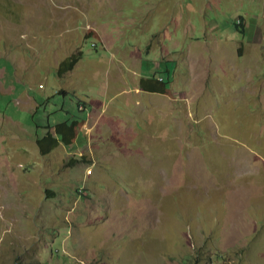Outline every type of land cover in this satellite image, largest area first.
<instances>
[{
	"label": "rangeland",
	"instance_id": "1",
	"mask_svg": "<svg viewBox=\"0 0 264 264\" xmlns=\"http://www.w3.org/2000/svg\"><path fill=\"white\" fill-rule=\"evenodd\" d=\"M263 55L264 0H0V264H264Z\"/></svg>",
	"mask_w": 264,
	"mask_h": 264
},
{
	"label": "trees",
	"instance_id": "2",
	"mask_svg": "<svg viewBox=\"0 0 264 264\" xmlns=\"http://www.w3.org/2000/svg\"><path fill=\"white\" fill-rule=\"evenodd\" d=\"M243 19L238 20L237 26H242L241 31L244 32L245 27H243ZM92 35V34H90ZM82 57V52L75 53L71 56H69L67 59L63 60L59 67L57 68V75L59 77H63L68 71H71L74 69L75 65L80 61ZM170 75V74H169ZM166 77H160V80L155 79L156 76H153V78H142L141 79V85L148 91L152 92H159V93H166L169 91V84L171 83V76ZM159 79V78H158ZM62 93H65L62 91ZM89 104L85 101L82 102L79 98L76 99V109L77 113H85V115H76V116H70L69 118L65 119L64 121H61L57 123L55 126L48 125L47 132L42 136H38L36 138V143L39 146V151L43 155H47L54 151L56 148H58L62 144L71 145L74 143L77 135V130L79 127V124L82 120H84L87 116V109ZM79 159L72 158L69 161V164H74L78 162Z\"/></svg>",
	"mask_w": 264,
	"mask_h": 264
},
{
	"label": "crops",
	"instance_id": "3",
	"mask_svg": "<svg viewBox=\"0 0 264 264\" xmlns=\"http://www.w3.org/2000/svg\"><path fill=\"white\" fill-rule=\"evenodd\" d=\"M105 1V0H104ZM99 5V4H98ZM101 6H105V2H103V3H100V5H99V7L101 8ZM50 8V9H52V7H60L62 10H63V7H64V5L62 4V3H55L54 5H50L48 2L47 3H45V4H43V8ZM107 9H108V5H107V7H106ZM13 20L14 21H16V23H17V25H21L20 23L23 21L21 18H19V16H17L16 18H13ZM25 21H23V25H25ZM47 23L48 24H53V28H55L53 31H54V34L51 36V34H50V32H48L47 34H46V40H47V44H50L51 43V40L53 39V40H56L57 39V37L58 38H60L61 36H62V30L61 29H63V27H61V25H60V22L59 21H50V20H48L47 21ZM17 25H15V26H17ZM52 28V27H51ZM91 32L89 33V34H92V36H94V37H96L97 39H99L100 41H102L101 40V36L99 35V33L97 32V31H95V30H90ZM17 32H19V31H17ZM14 34H16V35H20L17 39L19 40V41H21L22 40V42L23 43H25L27 46H29V43H26L25 41H24V39H27V37H28V35L26 34V33H19V34H17V33H14ZM13 34V35H14ZM59 42H61V41H59L58 40V42L57 41H55L54 42V44H53V48H51L52 49V52L51 53H49V55H53L54 56V58H56V55H57V44L59 43ZM59 44H62V43H59ZM49 48V47H48ZM13 55V56H12ZM12 55H9L8 56V58L9 59H16L19 55H20V51H18V50H16V49H14L13 48V53H12ZM262 61H264V55H263V57H262V59H261V61L260 62H262ZM57 62L58 61H56V67L58 68L59 67V65H60V63L62 62V61H59V63L57 64ZM19 68L21 67V68H25L26 67V64L24 63V64H21V63H19V66H18ZM55 67V68H56ZM57 68H56V70H57ZM262 68V67H261ZM14 70H15V73H17V68L14 66ZM169 72V71H168ZM258 74H260V73H258ZM12 77V78H11ZM11 79H13L14 80V75L13 74H11ZM155 79H157V80H160L161 78H155ZM250 80V81H249ZM263 82H262V86H264L263 84H264V76H263V78L261 79ZM260 80V81H261ZM248 84H251V86H249L250 88H252V91L253 92H255L256 91V89H257V87H258V83L260 82H258V83H251L252 82V80H251V78H248ZM14 82H15V80H14ZM260 84V83H259ZM249 87L247 88V90H249ZM10 90H15V86L14 85H12V83H11V85L8 87ZM140 88H141V90H143V91H147V92H149L148 90H146L144 87H142V85L140 86ZM262 89V87H258V90H261ZM262 90H264V88L262 89ZM22 99L23 100H25V102L27 103V104H29L30 103V96H29V94H26V95H23V97H22ZM31 104V103H30ZM89 108H90V106H88ZM89 112V111H88ZM87 112V113H88Z\"/></svg>",
	"mask_w": 264,
	"mask_h": 264
},
{
	"label": "built area",
	"instance_id": "4",
	"mask_svg": "<svg viewBox=\"0 0 264 264\" xmlns=\"http://www.w3.org/2000/svg\"><path fill=\"white\" fill-rule=\"evenodd\" d=\"M93 45H95V44H93Z\"/></svg>",
	"mask_w": 264,
	"mask_h": 264
},
{
	"label": "clouds",
	"instance_id": "5",
	"mask_svg": "<svg viewBox=\"0 0 264 264\" xmlns=\"http://www.w3.org/2000/svg\"><path fill=\"white\" fill-rule=\"evenodd\" d=\"M93 46H95V45H93Z\"/></svg>",
	"mask_w": 264,
	"mask_h": 264
}]
</instances>
